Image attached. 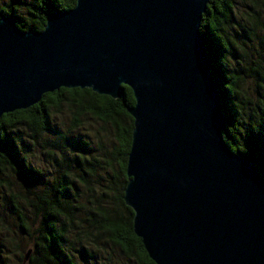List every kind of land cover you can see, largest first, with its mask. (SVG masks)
<instances>
[{
    "label": "water",
    "instance_id": "water-1",
    "mask_svg": "<svg viewBox=\"0 0 264 264\" xmlns=\"http://www.w3.org/2000/svg\"><path fill=\"white\" fill-rule=\"evenodd\" d=\"M209 1L76 0L40 32L0 17V118L61 88L118 99L128 86L135 103L123 199L149 258L264 264V182L223 139L199 32Z\"/></svg>",
    "mask_w": 264,
    "mask_h": 264
},
{
    "label": "trees",
    "instance_id": "trees-1",
    "mask_svg": "<svg viewBox=\"0 0 264 264\" xmlns=\"http://www.w3.org/2000/svg\"><path fill=\"white\" fill-rule=\"evenodd\" d=\"M242 1L249 11L246 25L237 20L236 0H210L199 32L220 94L226 123L223 139L233 153L255 165L264 182V0ZM75 4L76 0H0V17H11L21 31L40 32L49 14ZM244 82L253 85L254 101L247 89L244 100ZM134 103L128 86H122L118 99L90 89L61 88L43 95L29 109L0 118V207L4 212L0 221L18 222V241L22 233L31 240L26 251L17 249L15 261L0 248V264H79L77 257L92 264L109 245L128 264H155L133 231V211L123 199L133 129L127 108ZM64 111L71 114L68 132L82 125V116H91L111 128L117 146L111 153L87 158L85 143L78 142L82 149L75 148L66 134L59 133L48 150L53 172L46 179L44 171L29 162L28 147L54 133L52 112ZM28 209L38 220L32 234ZM27 251L30 255L24 262Z\"/></svg>",
    "mask_w": 264,
    "mask_h": 264
},
{
    "label": "rangeland",
    "instance_id": "rangeland-1",
    "mask_svg": "<svg viewBox=\"0 0 264 264\" xmlns=\"http://www.w3.org/2000/svg\"><path fill=\"white\" fill-rule=\"evenodd\" d=\"M246 2L242 0H236V17L237 20L241 23V25H246L245 18L247 17V13L249 12L246 9ZM254 9V8H253ZM258 10V9H256ZM246 39V37L243 36V39ZM240 52V51H239ZM242 53V52H240ZM244 55V54H243ZM253 85L251 83L244 82L242 86V92L244 100H246V89L250 93V100H255V93L253 90L251 91ZM248 93V95H249ZM246 112V110H245ZM52 120V128L54 129V133L47 134L42 136L39 139V142L35 145H30L29 148V154L28 159L29 162L35 166L42 169L45 173V178L50 179L51 174L53 172V165L50 163V160H48V150L52 149L50 146L51 142L54 140L55 136L57 134H66L69 141H71L73 144L76 145L75 148L82 149V147H78L77 143L82 142L87 145V152H84L88 154L87 158H92V155L102 154L108 152L111 153L114 149V147L117 146V142L114 140V138L111 136V128L107 125L105 126L100 121L96 120L93 117L89 116H82L81 120L82 125L74 131L68 132L70 121H71V114L64 111V112H52L51 116ZM22 132H26L25 127L22 126L21 128ZM102 147V149H101ZM70 152H72L70 150ZM70 152L68 150V156L70 157ZM113 164H116L115 161H112ZM104 167L105 165L102 164L100 167ZM97 167L96 171L101 172V168ZM12 179V178H11ZM16 188V186H14ZM27 209V208H26ZM2 208L0 207V213L2 212ZM26 218L31 224L29 231L32 232L35 230V228L38 226V220L37 217L34 215V213L28 209L26 213ZM8 223V224H7ZM16 224V225H15ZM18 222H12L11 220H4L1 219L0 221V242L2 243L1 251L4 255L7 256V258L10 260H16L15 259V253L17 252V249L19 250L23 249L26 251L30 248V241L28 236L24 233L20 236L21 239L18 241L19 238L17 233L19 232L17 227ZM20 242V243H19ZM19 244V247L17 246ZM22 247V248H21ZM21 248V249H20ZM78 263L84 264L79 257ZM92 264H128L127 259L122 256L119 251L114 248L113 246L109 245L106 247V249L102 250V252H98L96 259H92Z\"/></svg>",
    "mask_w": 264,
    "mask_h": 264
}]
</instances>
